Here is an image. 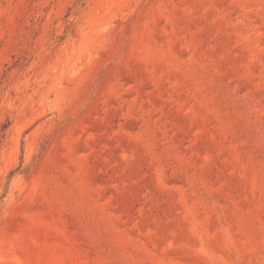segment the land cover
<instances>
[{"label": "rangeland", "instance_id": "1", "mask_svg": "<svg viewBox=\"0 0 264 264\" xmlns=\"http://www.w3.org/2000/svg\"><path fill=\"white\" fill-rule=\"evenodd\" d=\"M0 264H264V0H0Z\"/></svg>", "mask_w": 264, "mask_h": 264}]
</instances>
